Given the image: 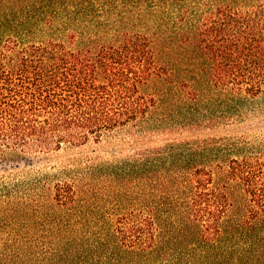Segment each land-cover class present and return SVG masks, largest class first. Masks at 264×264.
Instances as JSON below:
<instances>
[{
  "label": "trees",
  "instance_id": "obj_1",
  "mask_svg": "<svg viewBox=\"0 0 264 264\" xmlns=\"http://www.w3.org/2000/svg\"><path fill=\"white\" fill-rule=\"evenodd\" d=\"M258 96L264 0H0V264H264V134L143 148Z\"/></svg>",
  "mask_w": 264,
  "mask_h": 264
},
{
  "label": "rangeland",
  "instance_id": "obj_2",
  "mask_svg": "<svg viewBox=\"0 0 264 264\" xmlns=\"http://www.w3.org/2000/svg\"><path fill=\"white\" fill-rule=\"evenodd\" d=\"M152 20L145 21L146 25L145 27L141 28L143 31H145L147 34L151 35L153 37V40H155V52L158 58V62L161 64V3L159 5V8L157 10L156 16L154 18H150ZM177 78V77H175ZM157 88H160L161 90V80L156 81L153 80L149 82V84L146 85L145 92H154ZM184 90H187L186 88H183ZM179 94V93H176ZM159 105L161 107V97L159 99ZM251 102V105H254L256 108V113L248 118L247 120H244L243 122H237L234 125H223L219 126L217 128H203L200 130V133H195L193 130L183 129L181 133L179 132V128L176 131H173L172 134H160L153 135L154 138H150L146 141V143L143 145V148L145 147H151L155 150L160 149L163 144L166 143V141H176V142H192V140L203 137V138H212V137H222L226 134H243L253 136L255 134L257 135H263L264 134V96H258L257 98L253 99ZM161 113V108L160 111ZM149 132H152L153 127L148 129ZM161 132V129L159 130ZM124 133V132H123ZM111 139H116L115 137H105L103 138L99 143H90L84 148V152L86 154H90L93 156H98L99 160H106L110 158V153L116 149L112 145L114 142L111 141ZM115 145V144H114ZM133 151L131 148H126L122 154H120L121 157L128 156ZM65 153V152H64ZM112 160V158L110 159ZM45 165V164H44ZM4 166H7L6 164ZM3 167V164L0 165V169ZM10 167V166H7ZM37 166H26L25 164L21 163L19 168L13 169V171H20L19 176H23L27 173H32L36 170ZM44 167V166H43ZM47 168V166H45ZM111 183V182H110ZM105 184H109V182L105 183L100 181L99 186H105Z\"/></svg>",
  "mask_w": 264,
  "mask_h": 264
}]
</instances>
